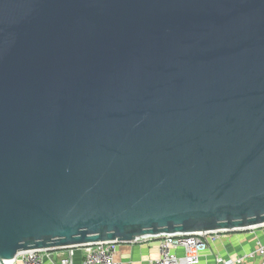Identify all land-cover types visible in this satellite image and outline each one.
<instances>
[{"label": "water", "instance_id": "95a60500", "mask_svg": "<svg viewBox=\"0 0 264 264\" xmlns=\"http://www.w3.org/2000/svg\"><path fill=\"white\" fill-rule=\"evenodd\" d=\"M264 226V0H0V264Z\"/></svg>", "mask_w": 264, "mask_h": 264}, {"label": "built area", "instance_id": "2783aa9c", "mask_svg": "<svg viewBox=\"0 0 264 264\" xmlns=\"http://www.w3.org/2000/svg\"><path fill=\"white\" fill-rule=\"evenodd\" d=\"M252 227L246 230L258 229ZM233 232L240 231H203L192 233L164 234L158 237H147L129 244L154 246L156 256L140 260L132 258L119 259L117 253L121 243L102 241L87 245L68 246L55 249H31L19 252L15 259L20 264H74V256L82 250L81 264H264V241L257 238L255 246L234 255L217 252L208 253L211 246L230 238Z\"/></svg>", "mask_w": 264, "mask_h": 264}, {"label": "crops", "instance_id": "0c3cea01", "mask_svg": "<svg viewBox=\"0 0 264 264\" xmlns=\"http://www.w3.org/2000/svg\"><path fill=\"white\" fill-rule=\"evenodd\" d=\"M250 235H253L255 237L257 234L255 235V234L251 233L250 231H248V236H250ZM243 236L247 237L244 233L233 234L231 236L230 240H228V239L223 240L224 241V242L222 241L223 244H221V242H218L215 246H211L209 248L208 253L210 255H213V254H216L217 252H220L221 254L229 253L231 255H234V254H236L238 252L246 251L247 249L245 248V244H244V242L241 239ZM257 236H258L259 239H261L263 241V239H264L263 235L262 236L257 235ZM254 244H255L254 241H250V242L247 241V243H246V245L248 247H250L249 249L253 248L251 246H253ZM127 245L126 244L125 245L121 244L119 246V250H118V253H117V258H119V259L132 258V256H130V253L134 249V246L133 245H128L127 246ZM154 246H155V243H154ZM81 251L78 250L76 252V254L74 256V264H81V261H82V252ZM152 257H154V256H152ZM10 264H20V262L18 260L14 259Z\"/></svg>", "mask_w": 264, "mask_h": 264}, {"label": "rangeland", "instance_id": "374dc122", "mask_svg": "<svg viewBox=\"0 0 264 264\" xmlns=\"http://www.w3.org/2000/svg\"><path fill=\"white\" fill-rule=\"evenodd\" d=\"M262 229H264V228H262ZM248 231H250L253 234L258 233L257 232L258 229H253L252 231L251 230H248ZM236 233L237 232H233V234H236ZM238 233H244V232H238ZM260 235H261V233H260ZM231 236H230V238H231ZM230 238H228V240H230ZM134 248H135V250L133 249L132 252L130 253V256H132V258L134 260H140V259L149 258V257H152V256H154L156 254V249L154 248V246L147 247V246H144V245H140V246L135 245Z\"/></svg>", "mask_w": 264, "mask_h": 264}, {"label": "trees", "instance_id": "16d2710c", "mask_svg": "<svg viewBox=\"0 0 264 264\" xmlns=\"http://www.w3.org/2000/svg\"><path fill=\"white\" fill-rule=\"evenodd\" d=\"M262 228H264V227H261V228H258V233H255V235L257 234V235H259V236H264V229H262ZM263 231V232H262ZM240 232H244V234L247 236V237H242L241 239H242V241L244 242V244H245V248L247 249V250H249V248L250 247H248L247 245H246V243H247V241H254V242H256V240H257V238H258V236L256 235L255 237L253 236V235H250V236H248V232L247 231H240ZM238 233V232H237ZM260 233H261V235H260ZM256 239V240H255ZM155 241L156 240H154L153 241V243H155ZM263 241H264V239H263ZM125 244H128V245H133V246H135V245H137V246H140V245H144V244H129V243H124V244H122V245H125ZM127 245V246H128ZM145 246V245H144ZM255 246V244L253 245V246H251V247H254ZM231 249V248H230ZM134 250H135V248H134ZM156 255V254H155ZM154 255V256H155ZM246 264H254V261H248V263H246Z\"/></svg>", "mask_w": 264, "mask_h": 264}, {"label": "bare ground", "instance_id": "6f19581e", "mask_svg": "<svg viewBox=\"0 0 264 264\" xmlns=\"http://www.w3.org/2000/svg\"><path fill=\"white\" fill-rule=\"evenodd\" d=\"M11 263V262H10Z\"/></svg>", "mask_w": 264, "mask_h": 264}]
</instances>
